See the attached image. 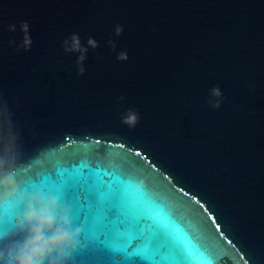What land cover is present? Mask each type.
<instances>
[{
  "label": "water",
  "instance_id": "water-1",
  "mask_svg": "<svg viewBox=\"0 0 264 264\" xmlns=\"http://www.w3.org/2000/svg\"><path fill=\"white\" fill-rule=\"evenodd\" d=\"M25 21L33 44L18 52ZM73 33L99 44L83 76L62 47ZM0 128L23 185L49 190L83 167L131 225L176 236L201 264H264V0H0ZM77 228L69 264H140Z\"/></svg>",
  "mask_w": 264,
  "mask_h": 264
},
{
  "label": "clouds",
  "instance_id": "clouds-1",
  "mask_svg": "<svg viewBox=\"0 0 264 264\" xmlns=\"http://www.w3.org/2000/svg\"><path fill=\"white\" fill-rule=\"evenodd\" d=\"M8 31L15 33L17 26L8 25ZM23 37L20 43L10 40V46L16 51H31L33 40L28 22L20 24ZM123 28L116 25L114 34L121 36ZM115 52L116 43L107 42ZM65 54H78L76 60L77 75H85L84 63L89 49L96 50L98 42L89 37L87 46L81 42L79 34L73 33L63 40ZM102 59V57H98ZM126 51L117 54L120 62L128 61ZM210 95L215 98L209 104L219 108L222 93L214 87ZM121 101L125 97L119 98ZM121 122L135 127L139 114L129 110ZM19 145L17 138L7 128H0V221L6 223L0 228V264H69L71 254L80 241V229L74 227L70 210L62 203L60 196L39 186H25L19 180Z\"/></svg>",
  "mask_w": 264,
  "mask_h": 264
},
{
  "label": "snow or ice",
  "instance_id": "snow-or-ice-1",
  "mask_svg": "<svg viewBox=\"0 0 264 264\" xmlns=\"http://www.w3.org/2000/svg\"><path fill=\"white\" fill-rule=\"evenodd\" d=\"M91 175L83 167L74 169L69 175L62 173L56 185L49 186L50 191L60 196L62 203L76 202L74 227L85 223L89 228H94L97 239L101 235L106 236V243L122 252L126 259L139 258L140 264L145 261L149 264H168L169 261H174L175 264H201L195 259L192 249L176 236L155 229L141 228L139 224L131 225L121 215L119 203L110 199V188L100 181L89 185ZM81 186L89 190L90 199L88 195L81 196ZM112 209H115L116 214L109 219L108 213ZM207 264H211V261L208 260Z\"/></svg>",
  "mask_w": 264,
  "mask_h": 264
}]
</instances>
